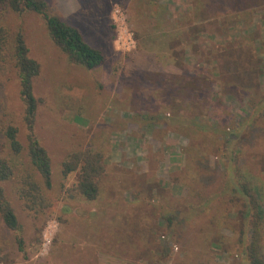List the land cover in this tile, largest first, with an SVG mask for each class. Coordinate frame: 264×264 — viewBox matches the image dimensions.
Returning a JSON list of instances; mask_svg holds the SVG:
<instances>
[{
  "label": "rangeland",
  "instance_id": "obj_1",
  "mask_svg": "<svg viewBox=\"0 0 264 264\" xmlns=\"http://www.w3.org/2000/svg\"><path fill=\"white\" fill-rule=\"evenodd\" d=\"M43 1L104 61L73 64L40 15L0 13L7 40L20 33L39 65L33 135L51 164L49 207L32 212L18 198L26 166L3 185L20 228L0 217V264H241L240 231L253 233L225 184L242 172L263 205L264 0H211L218 15L198 30L180 25L193 0ZM0 66V148L8 158L1 129L15 127L25 164L19 80L9 58ZM85 149L103 156L95 201L69 199L77 174H61L62 161ZM258 227L264 259V218Z\"/></svg>",
  "mask_w": 264,
  "mask_h": 264
},
{
  "label": "trees",
  "instance_id": "obj_2",
  "mask_svg": "<svg viewBox=\"0 0 264 264\" xmlns=\"http://www.w3.org/2000/svg\"><path fill=\"white\" fill-rule=\"evenodd\" d=\"M217 2L214 4L211 0H193L189 6L191 10L182 15L180 25L184 28L196 30L197 25L195 23H204L208 19L216 18L218 15ZM152 6L150 4L151 8ZM1 12L14 14L31 12L40 15L52 42L73 64L92 70L104 61L101 52L90 47L84 41L79 30L66 24L58 16L48 14V6L43 0H0ZM152 12L155 13L157 18H160L159 22L161 23L159 26L163 27L168 24L165 15L161 16L162 12L158 8ZM172 26L175 25L172 24ZM240 44L242 46L243 43ZM5 58H9L16 70L19 80V95L24 106L23 122L28 131V149L25 155L27 160L25 164H18V158L22 155L23 148L17 139V129L11 125L1 129V134L7 143L9 157L7 158V155L5 156L0 148V217L4 226L16 233L19 231L20 225L13 207L5 197L3 185L14 178L18 166H26V169L21 170L20 175L15 177L21 186L17 190L18 198L24 202L25 208L32 212L37 207H49L43 187L45 190L51 188V164L47 152L38 144L33 135L36 101L33 96L32 82L39 73V65L28 57V50L20 33H16L12 42H9L5 29L0 27V63H3ZM196 125L197 123H194V126ZM212 130L214 131V129ZM222 131L217 132L216 130L211 134L216 136H220V134L230 136L233 134V132ZM223 168L228 171L227 164ZM234 172L237 177L236 184L233 187L230 186L228 182L231 178H229L225 185L226 188L231 187V190L239 196L236 197V200L242 202L240 215L244 222L243 225L247 224V227L253 233L248 237L245 230L240 231L237 246L241 249L240 253L243 258L241 264H264L263 256L260 253L262 245L257 233V230L260 229L258 227L259 222L264 218L262 213L264 203L262 202L263 205L260 204L261 199L255 192L251 180L247 179V176L242 172L238 173L237 170H234ZM73 173L77 174V180L75 185L70 188L69 192L71 194L68 198L73 199L78 196L87 201L97 200L100 193L99 184L105 173L102 154L90 149L72 152L62 161L61 174L63 177H68ZM35 174L39 176L41 183L37 181ZM206 200V202H210L211 197ZM172 218L168 217L166 221L170 223ZM15 243L18 250L22 252V239L16 237Z\"/></svg>",
  "mask_w": 264,
  "mask_h": 264
}]
</instances>
